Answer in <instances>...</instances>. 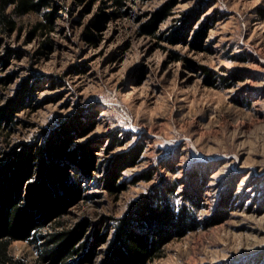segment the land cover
<instances>
[{"label":"rangeland","instance_id":"1","mask_svg":"<svg viewBox=\"0 0 264 264\" xmlns=\"http://www.w3.org/2000/svg\"><path fill=\"white\" fill-rule=\"evenodd\" d=\"M58 2L69 11L59 10L51 29L33 33L45 10L17 17L12 32L0 27V110L17 100L10 118L0 115V155L78 117L86 126L69 149L90 144L94 162H69L80 195L43 225L40 241L14 240L10 252L23 264H51L40 259L48 238L83 228L80 240L99 232L100 242L89 261L81 253L73 260L100 264L130 203L175 187L169 197L190 207L196 227L166 242L150 264H264V0ZM169 2L155 34L142 33ZM181 25L184 34L168 39ZM90 29L96 43L84 36ZM130 154L113 191L109 166ZM187 192L200 195L198 204Z\"/></svg>","mask_w":264,"mask_h":264},{"label":"trees","instance_id":"2","mask_svg":"<svg viewBox=\"0 0 264 264\" xmlns=\"http://www.w3.org/2000/svg\"><path fill=\"white\" fill-rule=\"evenodd\" d=\"M77 1H87L90 6L97 0ZM112 1L115 5H124V0ZM171 7L172 2H169L154 12L142 24V33L155 34L157 25L166 18ZM61 9L69 11V7L58 0H0V27L3 31L12 32L20 28L17 17L45 10V20L36 23L33 33L48 30L53 27L54 17L58 16ZM259 13L264 17L263 7L259 8ZM188 20L189 17H186L185 25ZM185 25L179 26L167 38L174 41V35L184 34ZM91 26H99V17L91 22ZM84 36L91 43L98 40L91 29ZM199 40L198 32L190 43L196 46ZM172 54L175 59L181 57L174 50ZM186 61L190 64L193 62L189 58ZM207 79L215 84L211 71L207 73ZM16 102L17 100L0 110V115L10 118ZM85 126L78 117H73L61 127L44 128L42 141L26 144L19 151H5L0 155V264H23L10 252L11 242L17 239L40 241L43 225L61 216L69 199L80 195L81 184L70 181L69 166L72 163L69 162H76L82 168L89 169L94 162L93 148L90 144H84L79 149L71 150L69 144L74 138L73 132ZM134 159V154L123 155L109 166L105 181L108 188L113 191L118 189L114 181L120 174V168ZM24 183L26 189L23 193ZM174 188L169 187L165 192L158 188L143 192L130 203L128 211L115 219V236L106 258L100 264H150L161 256L166 242L196 227L194 212L190 207L186 204L175 205L169 197V191L173 192ZM188 194L191 202L198 204L200 195ZM82 229L53 233L48 238L51 244L45 245L40 259L51 264H75V254L81 253L85 256L84 260L89 261L100 240V234L95 233L93 238L96 239L93 241H82Z\"/></svg>","mask_w":264,"mask_h":264}]
</instances>
